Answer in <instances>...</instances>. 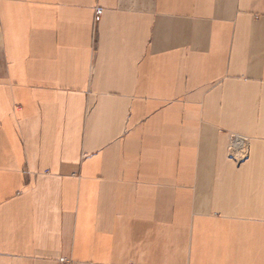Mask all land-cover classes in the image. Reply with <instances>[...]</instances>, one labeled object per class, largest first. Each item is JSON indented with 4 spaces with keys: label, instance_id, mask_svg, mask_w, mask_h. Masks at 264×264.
Instances as JSON below:
<instances>
[{
    "label": "crops",
    "instance_id": "obj_1",
    "mask_svg": "<svg viewBox=\"0 0 264 264\" xmlns=\"http://www.w3.org/2000/svg\"><path fill=\"white\" fill-rule=\"evenodd\" d=\"M62 258L264 264V0H0V264Z\"/></svg>",
    "mask_w": 264,
    "mask_h": 264
},
{
    "label": "rangeland",
    "instance_id": "obj_2",
    "mask_svg": "<svg viewBox=\"0 0 264 264\" xmlns=\"http://www.w3.org/2000/svg\"><path fill=\"white\" fill-rule=\"evenodd\" d=\"M97 10H99L101 12V9L97 8L96 11ZM233 143H235V142L233 141ZM233 143H232V146H230V148H229L230 156L231 157L233 156L234 159L235 158L239 159V161L244 160L247 156L246 146L241 147V148H237V147H235V145ZM57 264H76V263H74L70 258H62L58 261Z\"/></svg>",
    "mask_w": 264,
    "mask_h": 264
},
{
    "label": "built area",
    "instance_id": "obj_3",
    "mask_svg": "<svg viewBox=\"0 0 264 264\" xmlns=\"http://www.w3.org/2000/svg\"><path fill=\"white\" fill-rule=\"evenodd\" d=\"M96 13H97V14H99V13H100V11H99V10H97V11H96Z\"/></svg>",
    "mask_w": 264,
    "mask_h": 264
}]
</instances>
